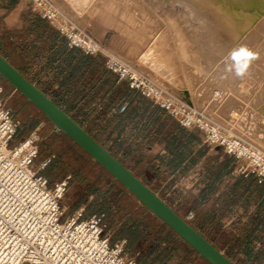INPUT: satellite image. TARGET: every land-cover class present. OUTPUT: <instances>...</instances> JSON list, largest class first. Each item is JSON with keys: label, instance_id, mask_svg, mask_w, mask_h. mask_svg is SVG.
Wrapping results in <instances>:
<instances>
[{"label": "crops", "instance_id": "obj_1", "mask_svg": "<svg viewBox=\"0 0 264 264\" xmlns=\"http://www.w3.org/2000/svg\"><path fill=\"white\" fill-rule=\"evenodd\" d=\"M26 6L0 0V54L79 124L78 110H91V125L101 112L104 143L98 131H87L150 188H169L174 197L167 203L231 261L264 264V184L119 80L103 56L71 47L56 29L51 35L24 22ZM123 87L126 94L117 96Z\"/></svg>", "mask_w": 264, "mask_h": 264}, {"label": "rangeland", "instance_id": "obj_2", "mask_svg": "<svg viewBox=\"0 0 264 264\" xmlns=\"http://www.w3.org/2000/svg\"><path fill=\"white\" fill-rule=\"evenodd\" d=\"M50 1L61 13L57 21L53 23L41 18L30 6H26L22 11L24 22H33L38 29L49 32L51 35L55 29L61 33L60 28L63 25L66 27L65 31L71 28L86 31L102 43L109 54L125 60L174 95L210 116L218 111L213 117L219 122L238 127L235 119L234 123L232 122L230 111L233 107L240 109V106L243 108L245 105L217 104V98L230 89V84L244 79V70L249 67L248 62L222 61L217 58L189 54L193 47L190 42L191 19L184 6L166 3L161 7L157 13L163 21V27L155 37L150 38L157 31L143 28L141 5L144 4V0ZM22 31L24 36L25 25H22ZM61 34L68 41L66 33ZM143 49H146V54L141 57L139 52ZM104 59L106 64L107 58L104 57ZM224 63L228 66H221ZM207 83L206 90L201 89V85ZM0 85L5 88L3 97L7 105L12 108L16 118L21 122L15 142L34 130L39 132V154L35 159L34 168L37 169L45 161L50 160L40 172L52 181L68 173L73 175L63 200L66 216L78 209H84L85 214H103L106 232L111 239H125L127 252L135 256L139 264H209L157 216L148 210L145 211L139 200L132 197L121 183L108 176L101 165L93 163L94 160L87 152L58 130L34 104L1 76ZM203 90H205L204 94ZM126 92L127 90L123 87L118 91L117 96L124 95ZM229 93L240 98L237 91H229ZM259 107L261 104L247 106L251 114L253 111V113L261 114ZM90 113H92L91 110H78V115L84 121L81 125L86 130L98 131L96 137L103 142L108 129L102 124V113L97 114L99 120L92 125L87 123ZM251 117L244 123L246 125L249 123L246 130L253 123L251 130L254 133L250 134V138L255 143H251L258 145L264 151V123L260 120L253 121V116ZM193 130L203 137L199 130ZM242 132L245 133L244 130ZM256 132L262 133V136L259 137ZM206 146L209 150H220L227 155L215 146L207 144ZM154 191L166 202L173 203V194L166 186L156 188Z\"/></svg>", "mask_w": 264, "mask_h": 264}, {"label": "built area", "instance_id": "obj_3", "mask_svg": "<svg viewBox=\"0 0 264 264\" xmlns=\"http://www.w3.org/2000/svg\"><path fill=\"white\" fill-rule=\"evenodd\" d=\"M41 18L53 23L61 13L50 0H22ZM68 44L84 53L107 58V68L131 89L158 104L182 126L197 129L205 144L233 157L246 177L264 184V152L247 140L227 134L205 111L182 100L163 85L125 60L109 54L95 37L71 28ZM59 29V28H58ZM0 85V264H139L126 249V240H112L105 216L78 209L66 216L63 200L73 178L71 173L56 181L40 172L34 162L39 154V132L34 130L15 142L20 120L3 97ZM127 108L122 104L121 112Z\"/></svg>", "mask_w": 264, "mask_h": 264}, {"label": "bare ground", "instance_id": "obj_4", "mask_svg": "<svg viewBox=\"0 0 264 264\" xmlns=\"http://www.w3.org/2000/svg\"><path fill=\"white\" fill-rule=\"evenodd\" d=\"M143 3L141 5L143 28L157 31L150 38L155 37L163 27V21L157 13L158 10L166 3L182 5L189 12L191 19L189 28L191 29L190 42L193 47L189 54L217 58L222 61L248 62L249 67L244 70V79L230 84V89L223 92L224 94L219 93L217 104L236 103L248 107L261 104L259 107L261 114L253 113L254 111L251 114L247 106H244L245 108L240 106L241 110L233 107V110L230 111V118L233 123L235 119L239 129L230 123L219 122L214 118L213 116L218 111L212 116L206 114L214 122L224 127L227 134L239 136L250 143L253 142L250 138V134L254 133L251 130L253 123L247 130L246 127L249 126V123L247 125L244 123H246V119L252 118L251 115L253 121L260 120L264 123V0H144ZM240 50L251 55L236 59V53ZM144 54H146V49L140 50L139 55L143 56ZM225 65L228 66L227 63L221 64V66ZM206 86L208 83L202 84L201 89L205 88L206 90ZM205 90H203V94ZM229 91L239 92L240 98H236ZM250 130L251 132H249ZM256 133L259 137L262 136V133ZM253 143L251 144L255 146ZM258 149L261 150L260 147Z\"/></svg>", "mask_w": 264, "mask_h": 264}, {"label": "water", "instance_id": "obj_5", "mask_svg": "<svg viewBox=\"0 0 264 264\" xmlns=\"http://www.w3.org/2000/svg\"><path fill=\"white\" fill-rule=\"evenodd\" d=\"M0 76L121 183L209 264H235L102 143L0 54Z\"/></svg>", "mask_w": 264, "mask_h": 264}, {"label": "snow or ice", "instance_id": "obj_6", "mask_svg": "<svg viewBox=\"0 0 264 264\" xmlns=\"http://www.w3.org/2000/svg\"><path fill=\"white\" fill-rule=\"evenodd\" d=\"M251 54L244 51V50H240L238 53H236V59H241L247 56H250Z\"/></svg>", "mask_w": 264, "mask_h": 264}, {"label": "trees", "instance_id": "obj_7", "mask_svg": "<svg viewBox=\"0 0 264 264\" xmlns=\"http://www.w3.org/2000/svg\"><path fill=\"white\" fill-rule=\"evenodd\" d=\"M107 173V175L108 176H111V177H113L109 172H106ZM119 183V182H118ZM122 185V184H121ZM122 187H124L123 185H122ZM125 189V188H124ZM128 191V190H127ZM129 193V192H128ZM132 197H135L133 194H130ZM136 198V197H135ZM137 199V198H136ZM143 209H145V211H147L148 210V208L146 207V206H144V205H142L141 206ZM149 211V210H148ZM173 231V230H172ZM174 232V231H173ZM175 233V232H174ZM176 234V233H175Z\"/></svg>", "mask_w": 264, "mask_h": 264}]
</instances>
